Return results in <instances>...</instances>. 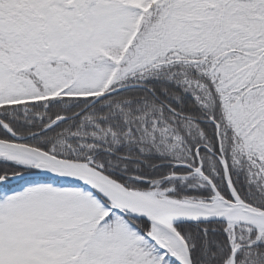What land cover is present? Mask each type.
Listing matches in <instances>:
<instances>
[{"label":"snow or ice","instance_id":"snow-or-ice-1","mask_svg":"<svg viewBox=\"0 0 264 264\" xmlns=\"http://www.w3.org/2000/svg\"><path fill=\"white\" fill-rule=\"evenodd\" d=\"M0 264H264V0H0Z\"/></svg>","mask_w":264,"mask_h":264}]
</instances>
